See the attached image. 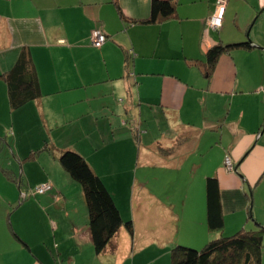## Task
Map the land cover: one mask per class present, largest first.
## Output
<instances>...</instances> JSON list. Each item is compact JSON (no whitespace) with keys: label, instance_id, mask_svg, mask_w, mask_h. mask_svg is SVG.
Returning <instances> with one entry per match:
<instances>
[{"label":"crops","instance_id":"0c3cea01","mask_svg":"<svg viewBox=\"0 0 264 264\" xmlns=\"http://www.w3.org/2000/svg\"><path fill=\"white\" fill-rule=\"evenodd\" d=\"M152 1L0 0V264H154L171 241L150 235L159 220L198 246L230 235L228 226H264V0H225L219 29L208 24L219 0H174L177 15L149 23ZM95 29L108 38L100 47ZM248 39L250 48L223 53L205 76L213 46ZM23 54L40 94L15 108L3 76ZM70 149L119 208L118 192L126 197L132 181L130 215L120 210L134 235L122 227L100 254L82 185L58 161ZM203 164L219 179L221 231L208 226L207 177L205 202L203 185L191 181ZM183 166L179 201L166 186H146L156 168ZM43 183L54 188L36 194Z\"/></svg>","mask_w":264,"mask_h":264},{"label":"trees","instance_id":"16d2710c","mask_svg":"<svg viewBox=\"0 0 264 264\" xmlns=\"http://www.w3.org/2000/svg\"><path fill=\"white\" fill-rule=\"evenodd\" d=\"M175 15H177L176 1L153 0L150 17L145 22H161ZM251 43L252 41L248 39L213 46L207 53L205 76H211L220 55L237 48H250ZM3 77L10 84L12 106L15 108L40 94L37 89V74L33 69L31 58L26 54H23ZM24 89L26 91H23ZM60 163L71 177L83 186L89 211V228L97 254L109 248L122 227H125L131 236L134 235L133 220L124 219L105 182L81 154L71 149L64 150L60 155ZM17 182L22 185L20 179ZM27 199L28 195L25 198L21 196V201ZM206 202L208 226L212 230H222L224 215L220 183L216 176L206 178ZM263 235L264 226L259 225L257 228H241L231 235H221L206 243L201 249L176 245L170 252V264H262Z\"/></svg>","mask_w":264,"mask_h":264},{"label":"rangeland","instance_id":"374dc122","mask_svg":"<svg viewBox=\"0 0 264 264\" xmlns=\"http://www.w3.org/2000/svg\"><path fill=\"white\" fill-rule=\"evenodd\" d=\"M35 149H37V147L36 148H33L32 150H35ZM215 153L216 152L214 150V154ZM58 155H59L58 156V161L60 163V160L59 159H60L61 153L59 152ZM219 159L220 158H218V160ZM214 161H215V159H214ZM34 162L35 161L27 162L26 163V167L30 168V167L34 166ZM36 164H39V163H36ZM216 164H218V163H215L214 162V169H215ZM210 167H211L210 165L203 164L201 169H200V167L197 168L196 174L191 179V181H193V180L196 179V181H194V183H195L197 189H198V185L200 184V182H201V185H203V200H204V202H205V197H204V179L208 175V174H205L204 171L208 170V169H205V168H210ZM233 167L235 169V164H233ZM185 168H187V166H183L182 169L172 170L170 172H167L165 170H161V169H157L156 168L155 172L158 173V176H156V178L158 180H152L151 178H148L147 181H146V186L149 187L150 189H152L154 185L157 186L158 189L162 185H163V187L166 186V188H168L171 191V194L172 195H173L174 192H176L175 196H176L177 200L179 201L180 190H182L184 188V187H180V186H184V183L183 182H184V179H185V173H184V172H186L185 171ZM127 169H128L127 166H121V171L126 172ZM228 169H229V167H228ZM144 170H146V169H142V170L140 169L139 170V173L144 172ZM35 173H37V172H35ZM186 175H187V173H186ZM131 186H132V181L129 180L127 182V188H126V184H124L123 187H122V191H124L125 188L127 190V196L126 197H123L122 196V193L121 192H118V195H119L118 196L119 205L121 204V207L120 208H121V210L124 211L123 212L124 215H130V212L128 210H129V207L131 206V201H132L131 200L132 199ZM263 187H264V184H263ZM82 188H83V186H82ZM258 193H260V189H258ZM26 194L28 195V193H26ZM262 195H264V194H262ZM262 199L264 201V197ZM19 200H21V199H19ZM127 205H129V206L127 207ZM252 205H253V203H252ZM159 222H161V225H163L162 224V220H159ZM250 222L254 223L253 224V227L256 225V222H253L252 219H251ZM252 223H250V224L252 225ZM161 225H160V227L157 226L154 229L153 232H150V235H154V237H155L154 240H166V241L167 240H171V241H170V244L168 242L167 248L164 250L165 253L161 252L159 257H156L157 250L155 251V253H154V260H155L154 264H161L162 262H164L165 261V258L164 257L166 255H168V253L171 251V249L174 246H176V245H184V246H188V247H192V248L194 247V248H199V249H201L203 247V245H204V244H202L201 246H198L197 244H192V243H195V242H193L192 240H187V238L184 239V237H180L178 234L171 235V234L168 233L167 228H164V226H161ZM137 226H138L137 227V240H142V237L139 235V232H143L145 230V228L142 226V224L140 222L137 223ZM230 227L231 226H228V229H227V233H229L230 235L238 231V230H232V229H230ZM248 227L251 228L250 226H248ZM148 235H146V237L143 238V239L144 240H150V238H149ZM176 240H178V241H176ZM210 240H208V241H210ZM174 241H176V242H174ZM263 243H264V235H263ZM195 245H197L198 247H196ZM147 252H149V250ZM262 264H264V247H263V255H262Z\"/></svg>","mask_w":264,"mask_h":264},{"label":"built area","instance_id":"2783aa9c","mask_svg":"<svg viewBox=\"0 0 264 264\" xmlns=\"http://www.w3.org/2000/svg\"><path fill=\"white\" fill-rule=\"evenodd\" d=\"M226 4L227 2L225 0H219L217 4L216 12L208 19V24L213 29H219L223 25L224 21V15L226 10ZM107 35L104 33L101 29H95L92 32V42L93 45L96 47L102 46L107 41ZM226 165L229 167V169L233 170V162L230 157L226 158ZM53 185L51 183H43L37 185L33 191L35 193H44L46 191H49ZM22 198H25L27 196L26 193H21Z\"/></svg>","mask_w":264,"mask_h":264},{"label":"water","instance_id":"95a60500","mask_svg":"<svg viewBox=\"0 0 264 264\" xmlns=\"http://www.w3.org/2000/svg\"><path fill=\"white\" fill-rule=\"evenodd\" d=\"M255 21V20H254ZM254 23V22H253ZM251 194V193H250Z\"/></svg>","mask_w":264,"mask_h":264}]
</instances>
